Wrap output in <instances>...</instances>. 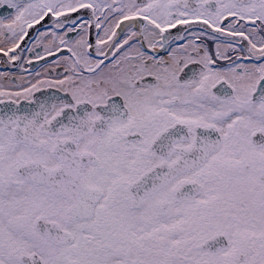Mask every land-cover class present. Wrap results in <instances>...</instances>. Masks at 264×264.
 Instances as JSON below:
<instances>
[{
  "label": "snow or ice",
  "instance_id": "6c2138e0",
  "mask_svg": "<svg viewBox=\"0 0 264 264\" xmlns=\"http://www.w3.org/2000/svg\"><path fill=\"white\" fill-rule=\"evenodd\" d=\"M0 264H264V0H0Z\"/></svg>",
  "mask_w": 264,
  "mask_h": 264
}]
</instances>
